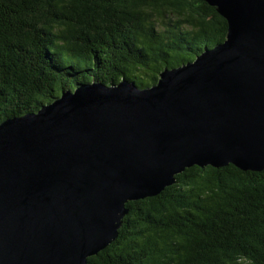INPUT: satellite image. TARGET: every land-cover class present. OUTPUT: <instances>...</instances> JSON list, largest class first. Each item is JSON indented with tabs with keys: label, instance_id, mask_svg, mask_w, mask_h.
Here are the masks:
<instances>
[{
	"label": "water",
	"instance_id": "water-1",
	"mask_svg": "<svg viewBox=\"0 0 264 264\" xmlns=\"http://www.w3.org/2000/svg\"><path fill=\"white\" fill-rule=\"evenodd\" d=\"M225 41L149 88L78 83L0 124V264H88L187 169L264 170V0H202Z\"/></svg>",
	"mask_w": 264,
	"mask_h": 264
},
{
	"label": "trees",
	"instance_id": "trees-1",
	"mask_svg": "<svg viewBox=\"0 0 264 264\" xmlns=\"http://www.w3.org/2000/svg\"><path fill=\"white\" fill-rule=\"evenodd\" d=\"M202 0H0V124L78 83L138 88L225 41ZM88 264H264V170L193 167Z\"/></svg>",
	"mask_w": 264,
	"mask_h": 264
}]
</instances>
